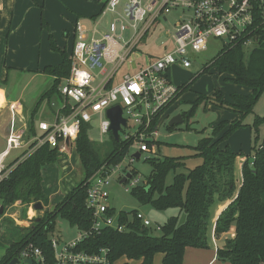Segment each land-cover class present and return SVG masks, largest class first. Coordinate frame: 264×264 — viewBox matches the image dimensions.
I'll return each instance as SVG.
<instances>
[{"label": "trees", "instance_id": "trees-1", "mask_svg": "<svg viewBox=\"0 0 264 264\" xmlns=\"http://www.w3.org/2000/svg\"><path fill=\"white\" fill-rule=\"evenodd\" d=\"M41 26L47 27L43 18ZM49 41L51 49L60 54L61 61L43 67L42 72L51 76L52 82L40 96L33 112L42 100L59 94L58 86L62 79L69 76L71 69L70 54L59 49L51 35ZM211 66L215 67L218 73L228 74L227 79L235 84L250 89L248 94H231V102L223 103L221 91H216L213 95L218 105L226 104L238 114V118L230 122L219 121L212 128L211 136L201 138L194 147L193 154L200 157L201 162L193 168H188L185 173L174 174L171 183H165L167 174L185 166V157L146 159L151 165L150 174L144 183L130 189L132 195L142 204H150L157 210L176 208L179 215L184 212V221L179 223V215H172L160 225V234L153 235V228L143 226L136 218V210L120 211L119 222L126 223L125 230L119 232L105 227L98 232L92 231L79 245V249L94 252L106 248L112 263L125 257L141 259V264H152L154 255L160 253L161 264H183L187 247H207L209 208L215 196L232 197L236 188L233 162L236 156L243 155L231 150L226 140L233 130L244 125L243 119L253 111L258 97L264 90V36L248 53L239 45L224 47L204 65L202 72ZM190 83L191 81L180 85L177 96L186 91ZM204 100H209V97L199 94L192 102V107ZM171 104L172 102L164 110ZM162 112L155 116L153 126ZM187 115L181 116L184 119ZM262 122L264 116L256 115L252 125L255 128ZM173 127L174 125L167 126L169 129ZM29 131L30 135L37 134V126L32 122ZM256 140L257 137L254 141ZM107 141L111 147L102 151L95 141L88 137L87 125H81L75 140V151L84 174L83 179L54 205L53 210L45 209L39 220L34 219L32 225L25 227L22 236L5 248L0 257V264H9L10 259L28 242H32L44 253H51L48 237L57 215L79 229L88 230L91 227L92 212L85 205L87 179L103 165L108 171L119 164L129 152L132 142L131 139L121 140L120 137L115 140L111 133ZM57 158V150L43 144L27 157H17L9 162L11 168L0 180L1 205L6 208L17 201L23 204L40 201L42 205H46L48 199L42 190L41 173L47 164L54 163ZM130 172L134 177L136 171ZM241 177L236 195L215 222L216 237L234 225L233 237L226 239L225 243L217 248L216 256L228 261V264H264V140L258 146H253L252 154L245 155L241 165ZM108 213L114 214V209L109 208Z\"/></svg>", "mask_w": 264, "mask_h": 264}, {"label": "built area", "instance_id": "built-area-1", "mask_svg": "<svg viewBox=\"0 0 264 264\" xmlns=\"http://www.w3.org/2000/svg\"><path fill=\"white\" fill-rule=\"evenodd\" d=\"M102 3L91 27L80 21L74 23L71 69L64 80L65 84L58 88L63 103L54 110L52 120L39 121L37 134L30 135L29 129L25 126L19 128L14 117L11 119L6 146L0 152V180L11 168L6 158L13 149L25 148L20 159L43 144L55 148L59 154L66 153L72 144L75 146L81 125L86 124L89 130L94 116L98 117L99 141L105 135L109 137L110 121L106 110L114 105L121 107V115L126 121V125L120 129L122 135H119V131L118 137L121 140L131 139L130 148L134 147V152L140 155L152 153L158 125L157 120L153 126L155 116L176 99L180 87L171 81L168 70L173 66L190 67V53L206 51L211 38L219 41L220 49L235 45L249 49L257 46L264 36V0H102ZM118 8L122 11V17L113 19L108 27H103L102 16L106 12L116 13ZM174 9L187 11L188 14L181 16V20L175 23L172 49L134 73L123 74L120 81L113 83L115 71L126 61L132 48L153 22L157 19L166 20L168 12ZM116 22H119L118 27ZM125 30H130L132 34L122 43L120 38ZM107 63L113 64L109 70L106 69ZM100 75L102 77L98 79ZM10 110L14 116L16 106L11 104ZM129 119L133 127L129 125ZM132 154L129 163L135 159ZM120 163L108 171L103 165L87 179L85 205L92 212L88 230L74 226L78 233L68 240L49 236L51 253H44L28 242L11 259L17 258L18 264H112L106 248L87 252L79 249V245L92 231L98 232L105 227L119 232L126 229V223L119 222L118 214L108 213L109 179L115 170L121 169ZM130 169L124 170L123 176ZM132 178L131 174L127 178L131 188L138 181ZM34 203L25 206L28 220L36 211ZM136 218L143 226L152 227L151 221L142 213L136 211ZM155 229L159 230L160 225H156Z\"/></svg>", "mask_w": 264, "mask_h": 264}, {"label": "rangeland", "instance_id": "rangeland-1", "mask_svg": "<svg viewBox=\"0 0 264 264\" xmlns=\"http://www.w3.org/2000/svg\"><path fill=\"white\" fill-rule=\"evenodd\" d=\"M184 14H188V12L182 11L181 9H174L168 12L166 20H155L140 41L132 48L126 61L119 69H117L114 79H117L125 71H137L142 66H145L150 61L154 60L157 56L171 50L173 47L172 34L176 31L175 23L181 20V16ZM121 17L122 11L120 8L117 9L116 13L106 12L101 18L102 26L106 27L113 21V19ZM80 22L87 27L91 26V22L88 19H83ZM116 24L118 27L119 22H116ZM43 28L47 31V27ZM117 33H119L118 28ZM131 34L132 32L130 30H125L121 35L122 37L120 38V41L124 43L130 38ZM251 49L252 48L244 50L248 53ZM220 50L219 41L211 38L208 42V48L206 51L190 53L192 59L191 67L182 68L180 66H175L169 69L168 76L174 84L191 81L190 86L186 89L183 98L180 99L175 106L169 108L168 116H163L160 118V121L158 120L157 135L154 137L153 152H144L138 159L135 158L129 163L130 156L135 150L134 147H131L128 154L120 163L121 169L115 170L109 179L108 190L113 193L112 208L114 209V215H117L120 211L130 210H136L142 213L151 221L153 228L151 233L153 235L160 234V231L155 229L156 225L163 224L172 215H179V210L176 208L157 210L150 204L140 203L130 192V181L127 179L125 182L120 183V180L123 177L124 170L127 169L128 171V169L131 168L130 170L136 171V174H134V177L132 178V180L138 179L135 184L141 185L144 183L146 177L151 172V165L145 160L150 158L162 160L164 157H185V166L179 167L175 171L171 170L166 176V184L171 183L174 174L180 172L185 173L188 168H193L201 162L202 159L200 157L193 155L195 152L194 147L198 144V141L201 138L211 136L212 128L216 126L219 121H229L227 120L230 119L229 113L233 112L226 104H224V106L218 105V101L216 102L215 98H213L216 91L222 92L221 100L223 103L231 98V93L233 88H235V84L227 79L229 75L226 73H218L213 66L202 72L204 65L209 63ZM194 75L195 77L190 80L189 78ZM27 76L29 75H24L22 72L11 70L9 71L8 76H5V81H3L10 93L18 92L24 97L25 106H28L32 101L31 97L34 94V84L35 86L44 84V80L46 79H48L47 82L50 83L49 79H51L52 82V78L49 76H47L49 78H38L36 83L27 82ZM101 77L102 76L100 75L98 79ZM64 80L65 79L61 80L58 88H61L65 84ZM199 94L206 95L209 97V100L200 101L192 107V102L197 99ZM194 96L195 99H191ZM177 98L178 96L176 99ZM0 99L2 100V97H0ZM36 102L37 99L34 104H36ZM62 103V98L58 93L54 94L50 99L42 100L38 105L35 118L32 121L34 125H37L41 120H52L54 112L51 107L56 110L58 107L62 106ZM180 113L186 115L188 113V115L181 123L174 124L173 128H167L168 121L171 117ZM256 115L264 116V90L258 97L253 107V111L243 119L244 125L233 130L227 138V140H229L228 146L234 152L243 155H250L253 153V146H258L263 142L264 122L258 124L255 128L252 125ZM97 122L98 117L94 116L91 121V127L87 131L88 137L90 140L95 141L102 151L109 150L111 144L107 141L109 138L108 135H105L102 141H99L98 139L99 133L97 130ZM128 123L133 127V122L130 119ZM119 135H122V131L119 132ZM255 137H257L256 141H254ZM5 146V141L0 138V150L5 149ZM24 150L25 148L13 149L6 158V161H13L19 157ZM78 159L75 146L72 144L66 153H58V158L54 163L45 166L41 173L42 190L49 202H47L48 205L43 204L42 210H36L31 219L29 218L28 220L26 212L27 207H25L29 203L23 204L15 202L4 208L3 216L0 215V257L4 253L6 247L22 236L25 227L32 225L34 222L33 220L40 217L45 209L53 210L54 205L63 199H61V195L63 196V194L71 190L83 179L84 174ZM18 209L21 212H19V217L21 218L20 221L23 220V222H25V219L27 220L25 225L21 226L20 224H17V220L14 219V217H18ZM184 219L185 214L184 212H181L178 217V222L181 223ZM77 233L78 231L74 226H71L67 220L57 215L54 218V227L49 236H54L61 240H68L76 236ZM233 235L234 225L232 224L227 232L222 233L221 243H225L226 239L232 238ZM120 263V260H116L114 264ZM215 264H228V261L219 259Z\"/></svg>", "mask_w": 264, "mask_h": 264}, {"label": "crops", "instance_id": "crops-1", "mask_svg": "<svg viewBox=\"0 0 264 264\" xmlns=\"http://www.w3.org/2000/svg\"><path fill=\"white\" fill-rule=\"evenodd\" d=\"M102 5V0H0V97H2V100L0 99V138L2 140L5 141L6 139L9 125L13 117L19 128L22 126H25L27 129L30 128L31 122L35 118V113L37 111L33 112V109L42 93H44L51 85V79H49L50 83L47 82L48 79H46L44 80V84L38 86H35L34 84V94L31 97L32 101L28 106H25V99L20 93H10L8 91L3 83V81H5V76H8L9 71L11 70L22 72L24 75H29L27 76V82L34 83H36V80L40 77H51L43 73L42 69L45 65L59 63L61 61V56L58 52L51 49L49 35L52 36L59 49L65 50L70 54L75 39L73 33L75 21L88 19L92 26V22L98 17ZM41 18L44 19L47 25V31L41 26ZM112 65L113 64L111 63H107L106 69H111ZM116 72L117 70L115 73ZM134 72L135 71L132 70L125 71L117 79H114V73L112 82L116 83L120 81L125 73ZM194 77L195 75L191 76L189 79L191 80ZM184 83L185 82L178 83L177 85H182ZM233 93L248 94L250 93V89L235 84V88H233L231 94ZM184 94L185 91L181 93L165 111H163L158 118L159 121L163 116H168L169 108L175 106V104L183 98ZM36 99L37 102L34 104ZM191 99H195V96ZM226 102H231V98ZM11 104L16 106L14 116L11 114ZM51 109L54 112L53 107H51ZM180 115H182V113H180ZM229 115L230 119H227L229 121L235 120L238 117V114L233 112L229 113ZM32 124L34 123L32 122ZM28 132L30 134V131ZM228 141L229 140H227V144ZM1 151H3V149L0 150V152ZM244 160L245 155H238L233 162V176L236 188L232 197L218 198L215 196V200L209 208L207 247H187L183 255V264H215V262L219 260L216 256V250L224 243H221L222 234L215 237L214 226L219 214L236 195L237 189L242 180L241 165ZM65 194H63V196H65ZM63 196L61 195V199ZM19 212L20 210L18 209V214ZM20 219L21 218L19 217V220ZM20 222L21 226L27 223L23 222V220ZM161 259L162 254H155L152 264H161ZM118 260L121 261L120 264H141V259L134 260L121 257ZM115 262L116 261L112 264Z\"/></svg>", "mask_w": 264, "mask_h": 264}, {"label": "water", "instance_id": "water-1", "mask_svg": "<svg viewBox=\"0 0 264 264\" xmlns=\"http://www.w3.org/2000/svg\"><path fill=\"white\" fill-rule=\"evenodd\" d=\"M106 116L110 121V125H109V129L111 132V136L113 137V139L117 140L118 139V132L121 129V126H125L126 125V121L125 118L122 117L121 115V107L119 105H114L112 107H109L106 110ZM182 117L180 114H176L175 116L171 117V119L168 121V125H174V124H178L181 123ZM134 158H139L140 157V153L139 152H134L133 154ZM130 177V172H126V174L121 178L120 183L125 182L127 178ZM112 199H113V193H109V197H108V203H109V207L112 208ZM33 208L37 211L42 210L43 209V205L40 201H36L33 204ZM4 207L2 205H0V214L3 213ZM36 220H39V217L35 218ZM28 263H31L30 259H27ZM9 264H18V260L17 258H13L9 261Z\"/></svg>", "mask_w": 264, "mask_h": 264}, {"label": "bare ground", "instance_id": "bare-ground-1", "mask_svg": "<svg viewBox=\"0 0 264 264\" xmlns=\"http://www.w3.org/2000/svg\"><path fill=\"white\" fill-rule=\"evenodd\" d=\"M2 109H3V108H2ZM14 219L17 220V223L20 222L19 217H14ZM20 223H22V222H20Z\"/></svg>", "mask_w": 264, "mask_h": 264}, {"label": "clouds", "instance_id": "clouds-1", "mask_svg": "<svg viewBox=\"0 0 264 264\" xmlns=\"http://www.w3.org/2000/svg\"><path fill=\"white\" fill-rule=\"evenodd\" d=\"M107 126V123L105 122V127Z\"/></svg>", "mask_w": 264, "mask_h": 264}, {"label": "snow or ice", "instance_id": "snow-or-ice-1", "mask_svg": "<svg viewBox=\"0 0 264 264\" xmlns=\"http://www.w3.org/2000/svg\"><path fill=\"white\" fill-rule=\"evenodd\" d=\"M135 88V86H133Z\"/></svg>", "mask_w": 264, "mask_h": 264}]
</instances>
